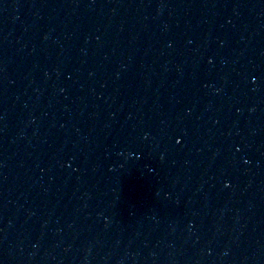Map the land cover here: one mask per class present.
<instances>
[{
    "label": "water",
    "instance_id": "water-1",
    "mask_svg": "<svg viewBox=\"0 0 264 264\" xmlns=\"http://www.w3.org/2000/svg\"><path fill=\"white\" fill-rule=\"evenodd\" d=\"M0 264H264V0H0Z\"/></svg>",
    "mask_w": 264,
    "mask_h": 264
}]
</instances>
